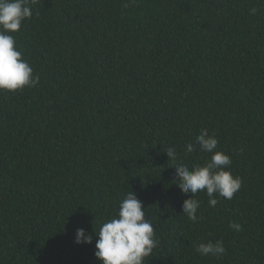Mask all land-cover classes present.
Wrapping results in <instances>:
<instances>
[{"label":"trees","instance_id":"16d2710c","mask_svg":"<svg viewBox=\"0 0 264 264\" xmlns=\"http://www.w3.org/2000/svg\"><path fill=\"white\" fill-rule=\"evenodd\" d=\"M32 11L10 34L39 84L0 90V264H101L94 229L129 191L158 241L144 264H264V0H38ZM204 128L242 186L215 207L198 192L192 222L171 165L211 159L198 145L185 154ZM78 228L92 243L75 242ZM216 240L226 254L195 251Z\"/></svg>","mask_w":264,"mask_h":264},{"label":"clouds","instance_id":"9594fccd","mask_svg":"<svg viewBox=\"0 0 264 264\" xmlns=\"http://www.w3.org/2000/svg\"><path fill=\"white\" fill-rule=\"evenodd\" d=\"M38 0H0V90L17 91L24 87H35L39 84V75H34L30 63L23 59L22 53L15 46V38L10 33L18 32L23 21L33 15L32 8ZM127 7V4H125ZM256 8L251 13H256ZM211 153V159L202 166L173 163L175 180L184 194H191L182 202V214L192 222H198L197 210L200 201L198 192H205L210 207L217 205L218 197L226 200L233 198L242 186L240 177H234L229 169L232 161L229 155L216 151L218 139L209 135L208 129H201L195 141L185 145V154L192 153L195 146ZM169 160L176 161L174 147L163 150ZM142 202L136 194L129 191L120 201L117 216L104 222L94 234L98 237L95 243V257L101 264H144V259L151 256L158 241L154 238L152 223L146 218ZM230 228L241 230V225L230 223ZM93 235L85 229L76 230V243H92ZM195 251L202 256L220 257L226 254L223 240L201 242Z\"/></svg>","mask_w":264,"mask_h":264}]
</instances>
